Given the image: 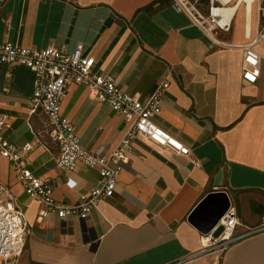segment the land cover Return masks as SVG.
I'll return each mask as SVG.
<instances>
[{"label": "crops", "instance_id": "obj_1", "mask_svg": "<svg viewBox=\"0 0 264 264\" xmlns=\"http://www.w3.org/2000/svg\"><path fill=\"white\" fill-rule=\"evenodd\" d=\"M244 5V4H242ZM240 8L231 30L216 32V44L172 0H3L0 43L66 51L82 46L95 59L94 72L111 76L126 93L145 98L160 82L168 86L153 121L188 146L185 156L137 136L112 194L101 197L83 220L49 214L29 198L0 156V183L23 210L25 248L17 264H264V40L254 83L242 79V49L259 30L252 5ZM33 74L18 64L0 65V134L18 146L39 138L28 154L32 172L48 178L52 196L72 205L98 186L97 168L78 163L61 172L58 145L46 116L29 112ZM38 113L46 121L39 126ZM80 143L108 155L125 128L122 117L70 84L61 103ZM221 173V184L214 180ZM226 193L241 236L222 252L203 248L204 232L189 220L212 192ZM209 233V232H208Z\"/></svg>", "mask_w": 264, "mask_h": 264}, {"label": "built area", "instance_id": "obj_2", "mask_svg": "<svg viewBox=\"0 0 264 264\" xmlns=\"http://www.w3.org/2000/svg\"><path fill=\"white\" fill-rule=\"evenodd\" d=\"M239 0H237L238 2ZM3 0H0V4ZM229 2L223 0H172V7L186 14L191 23L205 32L213 42L219 44L216 32L227 33L231 30L232 16L225 17L221 12ZM254 5L259 18L264 21V0H242L246 6ZM264 40V23L249 43L237 45L242 49V79L254 83L259 76L260 55L252 45ZM18 64L29 68L33 74L32 93L29 98V112H42L46 116L48 135L58 145L54 158L56 167L64 173L73 171L78 163L97 168L99 184L87 193L80 195L72 205L55 200L52 196V184L48 178L35 175L28 167V154L33 150L39 138L18 146L6 140L0 134V156L5 158L13 174L22 185L25 194L43 204L38 219H45L56 213L59 217L75 215L87 219L91 209L101 197H108L116 186V180L127 161L132 141L142 136L156 146L169 149L176 154L189 155L188 146L160 128L153 117L160 111L161 96L166 90V81L158 83L143 99L124 92L109 75L94 72V57L90 51L77 46L72 51L50 45L42 49L22 47L11 42L0 43V65ZM77 84L88 90L89 96L120 115L125 123L124 132L108 155H99L84 148L75 134L72 122L61 113V103L66 96L68 86ZM4 117L0 119V129ZM239 225L234 206L229 202L227 209L219 218L215 227L202 238L203 248L214 247L222 252L241 236L235 235ZM221 227L217 236L216 228ZM264 229L261 226L252 230ZM27 223L24 212L15 203V197L8 187L0 183V264H17L25 248Z\"/></svg>", "mask_w": 264, "mask_h": 264}, {"label": "water", "instance_id": "obj_3", "mask_svg": "<svg viewBox=\"0 0 264 264\" xmlns=\"http://www.w3.org/2000/svg\"><path fill=\"white\" fill-rule=\"evenodd\" d=\"M214 183L215 186L221 184V173H218ZM228 205L229 199L226 193L222 191L209 193L190 214L189 220L195 224L199 230L208 233L215 227ZM220 231L221 227L216 228L213 232V236H217Z\"/></svg>", "mask_w": 264, "mask_h": 264}, {"label": "bare ground", "instance_id": "obj_4", "mask_svg": "<svg viewBox=\"0 0 264 264\" xmlns=\"http://www.w3.org/2000/svg\"><path fill=\"white\" fill-rule=\"evenodd\" d=\"M223 1L229 2L227 5L223 6L221 9V12L227 18L234 15L242 6L243 13L245 14L246 19H247V27H248L252 19V16H253L252 6L249 3H247L246 6L242 5V0H239L238 2L237 0H223Z\"/></svg>", "mask_w": 264, "mask_h": 264}, {"label": "rangeland", "instance_id": "obj_5", "mask_svg": "<svg viewBox=\"0 0 264 264\" xmlns=\"http://www.w3.org/2000/svg\"><path fill=\"white\" fill-rule=\"evenodd\" d=\"M205 3H206V0H204V5H205ZM241 8H242V6H241ZM263 23H264L263 19L260 18L259 29L263 26ZM37 117L39 119V126L41 127V125H43V122L46 120H45L44 115L42 113H38Z\"/></svg>", "mask_w": 264, "mask_h": 264}]
</instances>
